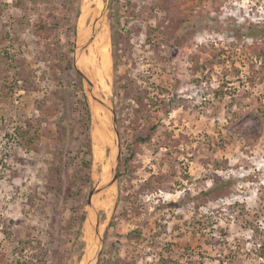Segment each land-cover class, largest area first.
I'll use <instances>...</instances> for the list:
<instances>
[{"label": "rangeland", "instance_id": "374dc122", "mask_svg": "<svg viewBox=\"0 0 264 264\" xmlns=\"http://www.w3.org/2000/svg\"><path fill=\"white\" fill-rule=\"evenodd\" d=\"M100 5L80 1L75 35L63 0H0V264H86L97 213L98 264H264V38L233 28L264 23V0H109L98 34L76 51L116 110L119 178L81 221L110 175L115 133L87 85L92 123L81 125L84 97L66 65ZM198 13L204 26L173 35L174 20ZM68 111L70 154L91 138L92 184L72 188L80 192L63 201L64 230L52 239L55 121ZM216 184L219 193L199 196Z\"/></svg>", "mask_w": 264, "mask_h": 264}, {"label": "trees", "instance_id": "16d2710c", "mask_svg": "<svg viewBox=\"0 0 264 264\" xmlns=\"http://www.w3.org/2000/svg\"><path fill=\"white\" fill-rule=\"evenodd\" d=\"M80 1L81 0H63L64 4L65 3L68 4L69 6L68 9H70V14H71V15L67 14L65 16V20H67V18L69 19L70 16L75 17L74 24L68 27L70 28L69 30L70 31L72 30V33L75 35L77 33V20L81 14ZM208 20L209 17H205L203 13H198L192 17L187 16L179 20H174L173 35L176 37L177 34L179 35L183 34V30L184 28L187 27L188 23H190L191 26L193 25L191 32H189V34H191L192 30L194 31L196 29V31H198L199 28L204 26L203 25L204 22H207ZM195 21L196 23H194ZM233 28L235 30L236 36L237 34L242 33L246 37L256 36V37L264 38V23H249L247 25L234 24ZM176 42L172 40L171 44H174ZM73 45H75V42H73ZM66 69H69L72 72H74L76 85L82 90V95L84 97L83 100L84 115L83 117H81V125H83L87 129H90L92 123V114L90 110V105L87 94L85 93L83 88L82 77L80 76V73L76 70L72 57L67 60ZM73 118L74 117L71 116L70 111H68L60 115L55 121V125L59 132V138L62 142V148L59 151L58 164L55 167V184L53 185L56 202L54 204V215L49 224V229H50L49 232L52 239L57 237L56 235L58 234V232L64 230L63 225H61L60 223V217H61L62 209L64 207L63 201L68 200V197H73L76 194H78V192H80V190L74 191L72 190V188L75 185L77 186L88 185L90 187L92 184V177L89 172L92 161L91 158L87 157L88 155L92 154V144L89 135L86 134L85 136L86 140L82 142V145L84 146L83 149L78 150L75 155H71L73 153L70 151L69 147L75 125ZM80 152L84 154L82 155V157H80ZM75 159H78V163H77L78 165H76L77 169L76 172L71 173L68 170V165L72 164L71 162H73V160ZM219 191H221V187L216 184L209 190L203 191L202 194H200L199 196L201 197L203 195H213L214 193H219ZM85 218L86 215L83 214L81 216V221H84Z\"/></svg>", "mask_w": 264, "mask_h": 264}, {"label": "water", "instance_id": "95a60500", "mask_svg": "<svg viewBox=\"0 0 264 264\" xmlns=\"http://www.w3.org/2000/svg\"><path fill=\"white\" fill-rule=\"evenodd\" d=\"M108 6H109V0H101V5L98 7V12L96 14L95 20L92 24L91 27V36L88 39V41L82 45H79V43L76 41L75 42V55H74V66L76 68V70L80 73V76L82 77V81H83V85L85 88V85L88 86V90L90 91L93 99L95 101H97L98 103L104 105L111 113V119H112V123H113V130L115 133V143H114V152L111 156V161H110V175L108 176L107 179H102L101 182L94 187L91 197L89 199V209L87 211L86 214V220H89L91 218V211L90 210H95V201H94V196L110 187H112L119 178V171H118V166L120 163V142H119V130H118V125H117V117H116V110L113 106L109 105V103H107V101L98 94V90H97V85L94 81V79L91 77V75L88 73V71H86L80 64V60H79V55L78 52L76 50H80V53H82L85 48L92 42V40L94 39V37L96 36V34L98 33V27L99 24L101 23V21L103 20L104 16L107 13L108 10ZM85 93L87 94L86 90L84 89ZM88 97V94H87ZM88 101H89V97H88ZM90 105V102H89ZM90 110H91V114H92V107L90 105ZM116 149V150H115ZM101 220L99 217V213H97L96 215V223L94 225V229H95V238H94V243L96 245L94 246H89L86 254L88 255L89 251H93L91 252V257L90 259H86V264H98V260L101 254V250L103 248L104 245V233L101 230L100 226H101ZM93 253V254H92Z\"/></svg>", "mask_w": 264, "mask_h": 264}, {"label": "bare ground", "instance_id": "6f19581e", "mask_svg": "<svg viewBox=\"0 0 264 264\" xmlns=\"http://www.w3.org/2000/svg\"><path fill=\"white\" fill-rule=\"evenodd\" d=\"M101 1V0H100ZM99 4V3H98ZM84 5V4H83ZM85 6V5H84ZM83 6V7H84ZM100 27V26H99ZM106 33V32H105ZM98 34V33H97ZM88 35V34H87ZM91 35V34H90ZM97 38H99V37H97ZM84 41V40H83ZM108 43V42H107ZM100 44H102V46L100 45V47H99V54L101 55V57H102V68H99L98 69V73H99V79H100V84L102 85V89L104 90V91H107L108 90V86H107V84L105 83V81H104V79H103V73L105 72V70L109 67L108 66V64H109V59H110V51H109V48H108V46L107 45H105L104 44V41L102 40V42L100 43ZM82 55V54H81ZM83 62H85L86 63V57L84 56V59L82 60ZM89 72V71H88ZM93 73V72H92ZM108 100V99H107ZM99 104V103H98ZM110 105V104H109ZM96 114V113H95ZM94 114V115H95ZM101 120V119H100ZM103 120V119H102ZM104 121V120H103ZM99 122V121H98ZM96 124V123H95ZM94 124V125H95ZM99 127V126H98ZM110 128V127H109ZM108 133H110V132H108ZM114 133V132H113ZM93 135V134H92ZM115 135V134H114ZM111 137V136H110ZM108 140V139H107ZM106 140V141H107ZM99 148V147H98ZM109 148V147H108ZM113 149V148H112ZM114 150V149H113ZM111 152H113L112 150H111ZM97 155H98V157L99 158H102V153L100 152V151H98V153H97ZM97 157V156H96ZM97 161V160H96ZM112 187H110V188H108L107 190H105V192L107 191V195L109 196V193H108V191H112ZM114 192V191H113ZM110 197V196H109ZM108 202V201H107ZM102 205V204H101ZM91 252H93V251H89V253H88V255H86V259H90L91 257H89V256H91ZM93 254V253H92Z\"/></svg>", "mask_w": 264, "mask_h": 264}]
</instances>
